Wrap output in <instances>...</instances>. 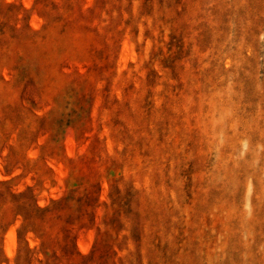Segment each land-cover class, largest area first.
<instances>
[{
  "label": "rangeland",
  "instance_id": "obj_1",
  "mask_svg": "<svg viewBox=\"0 0 264 264\" xmlns=\"http://www.w3.org/2000/svg\"><path fill=\"white\" fill-rule=\"evenodd\" d=\"M36 228L106 264H264V0H0V264L43 261Z\"/></svg>",
  "mask_w": 264,
  "mask_h": 264
},
{
  "label": "trees",
  "instance_id": "obj_2",
  "mask_svg": "<svg viewBox=\"0 0 264 264\" xmlns=\"http://www.w3.org/2000/svg\"><path fill=\"white\" fill-rule=\"evenodd\" d=\"M94 188L91 187L89 189L84 190L81 196L75 198L77 202H82L85 208L92 207L95 203L94 198ZM22 194V193H21ZM21 194L17 196L20 197ZM65 198H62L58 201H51L49 206L46 207H33V210L29 211L25 214L23 221L24 224L17 230L16 236L18 240V244H21L17 249V255L15 257V261L21 260H29L31 255L34 254V250L27 247L26 243L22 239L23 230L26 226H29L27 221L35 219V221L44 222L51 219L53 216H56V212L63 206ZM34 231V230H33ZM34 233L37 234V238L40 239L39 243V252L43 255V261L37 260L38 264H56L59 261L65 262V264L75 263V264H92L96 262V264H106L105 257L106 252H98L97 249H92L88 255H79L73 249L72 243L70 241V237L68 236V230L63 229V237L61 238V244L57 245V251L54 248H51L54 244H49L47 242L48 238L39 228H36ZM48 243V245L46 244ZM47 250H49V254L47 255ZM76 257V259H75ZM70 262V263H69Z\"/></svg>",
  "mask_w": 264,
  "mask_h": 264
}]
</instances>
